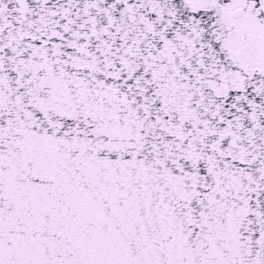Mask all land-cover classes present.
<instances>
[{"label": "snow or ice", "instance_id": "6c2138e0", "mask_svg": "<svg viewBox=\"0 0 264 264\" xmlns=\"http://www.w3.org/2000/svg\"><path fill=\"white\" fill-rule=\"evenodd\" d=\"M0 264H264V0H0Z\"/></svg>", "mask_w": 264, "mask_h": 264}]
</instances>
